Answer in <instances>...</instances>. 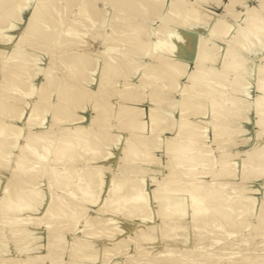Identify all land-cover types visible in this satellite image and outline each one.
Listing matches in <instances>:
<instances>
[{"label":"bare ground","instance_id":"bare-ground-1","mask_svg":"<svg viewBox=\"0 0 264 264\" xmlns=\"http://www.w3.org/2000/svg\"><path fill=\"white\" fill-rule=\"evenodd\" d=\"M259 191L264 0H0V264H264Z\"/></svg>","mask_w":264,"mask_h":264},{"label":"rangeland","instance_id":"rangeland-1","mask_svg":"<svg viewBox=\"0 0 264 264\" xmlns=\"http://www.w3.org/2000/svg\"><path fill=\"white\" fill-rule=\"evenodd\" d=\"M227 0H223V3L224 2H226ZM251 2H252V4L253 5H256V4H258V0H247V3L248 4H250V5H252L251 4ZM257 2V3H256ZM212 3V4H211ZM216 5V6H215ZM212 6V7H211ZM222 6L223 5H221V6H219L218 7V5L217 4H215L214 2H208V6H207V3L205 4V6H204V8H208L209 10H212V11H214V12H216V13H221L222 12ZM238 8L239 9H243V6H238ZM28 15V13L25 15V16H27ZM13 45V43H11L10 45H9V48H10V46H12ZM91 45H92V47L93 48H99L100 47V43L98 42V43H91ZM94 50H96V49H94ZM93 50V51H94ZM191 62V64L193 63V61L191 60L190 61ZM251 65L253 66L254 65V63L253 62H251ZM178 98V97H177ZM255 115V116H254ZM251 116L253 117V119H254V117H256V114H255V112H251ZM256 119V118H255ZM254 119V120H255ZM252 123V122H251ZM251 123H249V124H246V128L249 130V136H251V139L249 140V142H246L245 144H241V145H239L238 147H236L235 148V150L236 151H242V150H244V149H246V148H249V147H251V146H253V144H254V142H255V140H256V131L258 130V128L256 127V125H254L253 123L251 124ZM253 128H255V129H253ZM253 129V130H252ZM253 135V136H252ZM253 138V139H252ZM254 141V142H253ZM247 146V147H246ZM117 155L118 156H120V154L119 153H117ZM164 159V158H163ZM260 183V184H259ZM260 185H261V181L260 180H253L252 182H250L249 184H248V186L250 187V188H255V189H258V188H260ZM257 196H261V197H263L264 195H263V192H260L259 191V193H257ZM70 239V237H68V240ZM13 242V243H12ZM11 243H12V245H11ZM12 246L14 247V248H12ZM8 251L10 252L9 254H14V255H20L18 252H17V248H16V246H15V242H14V240H13V238H12V240L10 239V241H9V245H8ZM44 251V250H43ZM258 254H259V257H261V258H264V249H258ZM14 252V253H13ZM67 254H69V255H67ZM21 256V255H20ZM23 256V255H22ZM64 257H65V262L66 263H69L71 260H72V257L70 256V250H68V252L65 250V253H64ZM94 264H99L98 263V261H96ZM221 264H225V261L223 262L222 261V263Z\"/></svg>","mask_w":264,"mask_h":264},{"label":"crops","instance_id":"crops-1","mask_svg":"<svg viewBox=\"0 0 264 264\" xmlns=\"http://www.w3.org/2000/svg\"><path fill=\"white\" fill-rule=\"evenodd\" d=\"M68 237H70V236H68Z\"/></svg>","mask_w":264,"mask_h":264}]
</instances>
